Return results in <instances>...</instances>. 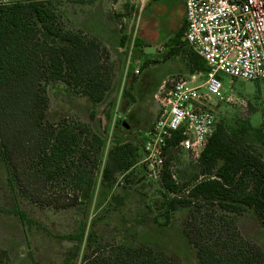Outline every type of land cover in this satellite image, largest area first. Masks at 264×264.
<instances>
[{
    "label": "rangeland",
    "instance_id": "rangeland-1",
    "mask_svg": "<svg viewBox=\"0 0 264 264\" xmlns=\"http://www.w3.org/2000/svg\"><path fill=\"white\" fill-rule=\"evenodd\" d=\"M45 1L55 9L62 28L81 30L88 0ZM104 2L117 31L108 41L111 89L103 102L92 104L63 81L51 82L46 85L44 120L79 122L101 135L105 141L97 154L101 166L118 142H131L137 147L132 165L107 181L93 169L94 189L88 201L81 202L79 192L67 182L28 178L20 182L22 191L12 187L0 160V264H84L92 254H115L120 249L161 253L174 264H199L191 238L199 229L210 235V219L221 215L203 203L179 207L167 219L162 203L173 194L164 188L162 173L146 160L145 133L161 112L155 99L159 88L152 93L157 82L166 74L167 85L174 76L192 75L185 56L188 43L184 36L178 43L174 40L184 25L179 10L165 0L162 7L158 0H97L96 5ZM174 46L179 55L169 53ZM219 78L224 90L218 123L264 157V79L232 78L223 72ZM204 80L203 75L196 79L199 84ZM229 95L245 102L247 109L227 102ZM167 163L180 185L194 183L199 165L191 155L169 150ZM226 214L225 226L264 250V225L252 210Z\"/></svg>",
    "mask_w": 264,
    "mask_h": 264
},
{
    "label": "trees",
    "instance_id": "trees-1",
    "mask_svg": "<svg viewBox=\"0 0 264 264\" xmlns=\"http://www.w3.org/2000/svg\"><path fill=\"white\" fill-rule=\"evenodd\" d=\"M185 29L186 21L174 38L176 43ZM169 53L179 55L180 49L174 46ZM185 56L191 74L208 70L204 59L189 44ZM109 59L108 49L97 38L81 30L62 28L48 1L0 0V160L6 165L9 185L22 191V179L48 184L67 182L79 192L80 201L86 202L95 186L93 169L97 168V174L100 172L107 181L118 171L130 168L137 150L131 142H118L101 166L97 158L105 144L101 135L79 122L44 120L46 85L51 82L63 81L92 104L103 102L111 89L106 65ZM179 139L177 134L173 142ZM198 165L194 183L180 185L167 163L162 184L173 194L166 195L162 203L167 219L179 207L203 203L216 207L221 215L215 213L210 219V235L199 229L198 235L191 238L199 264H264V250L224 223L226 213L239 215L252 210L264 225L263 156L218 123ZM85 261L174 264L164 254L141 249L92 254Z\"/></svg>",
    "mask_w": 264,
    "mask_h": 264
},
{
    "label": "built area",
    "instance_id": "built-area-1",
    "mask_svg": "<svg viewBox=\"0 0 264 264\" xmlns=\"http://www.w3.org/2000/svg\"><path fill=\"white\" fill-rule=\"evenodd\" d=\"M185 21L184 39L208 70L190 78L174 76L155 95L161 112L145 133V149L146 160L162 174L169 150L186 152L199 162L217 128L221 72L264 79V0H185ZM202 75L205 80L199 84L196 79ZM226 101L247 109L232 95ZM177 134L180 139L173 142Z\"/></svg>",
    "mask_w": 264,
    "mask_h": 264
},
{
    "label": "crops",
    "instance_id": "crops-1",
    "mask_svg": "<svg viewBox=\"0 0 264 264\" xmlns=\"http://www.w3.org/2000/svg\"><path fill=\"white\" fill-rule=\"evenodd\" d=\"M147 0H143V3ZM163 0H158L160 7L163 6ZM97 0H88L86 1V11L81 14L80 28L86 35L89 37L97 38L103 46L107 47L108 51L110 47L108 46V41L112 40L111 38L116 37L117 31L113 26V22L109 18L107 4L104 2L102 5H96ZM165 4L170 7H174L179 10L180 19H183L185 23V0H165ZM91 6V9L88 7ZM111 53V49L109 51ZM112 54H110V57ZM138 70V69H136ZM140 71L138 70L137 73ZM170 74L163 76L162 80L158 81L153 92L160 88L166 81V78ZM262 155V154H261ZM264 158V157H263Z\"/></svg>",
    "mask_w": 264,
    "mask_h": 264
}]
</instances>
